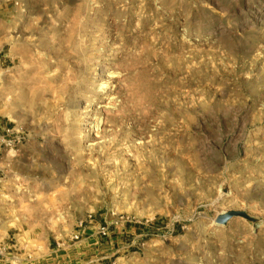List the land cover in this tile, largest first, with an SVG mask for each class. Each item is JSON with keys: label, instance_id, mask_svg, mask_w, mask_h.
<instances>
[{"label": "rangeland", "instance_id": "1", "mask_svg": "<svg viewBox=\"0 0 264 264\" xmlns=\"http://www.w3.org/2000/svg\"><path fill=\"white\" fill-rule=\"evenodd\" d=\"M0 148V264H264V0H0Z\"/></svg>", "mask_w": 264, "mask_h": 264}, {"label": "built area", "instance_id": "2", "mask_svg": "<svg viewBox=\"0 0 264 264\" xmlns=\"http://www.w3.org/2000/svg\"><path fill=\"white\" fill-rule=\"evenodd\" d=\"M8 131L9 130H6V132ZM22 139L23 137L20 134H15L12 138L8 140L3 139L2 142L4 143V146L7 148V150H14L21 143ZM87 221H91V215H88L85 219H82L76 223V231L72 234L71 237L73 240L79 239V237L81 236V232L84 229V223ZM98 230L101 232V234H106L105 227H100Z\"/></svg>", "mask_w": 264, "mask_h": 264}, {"label": "bare ground", "instance_id": "3", "mask_svg": "<svg viewBox=\"0 0 264 264\" xmlns=\"http://www.w3.org/2000/svg\"><path fill=\"white\" fill-rule=\"evenodd\" d=\"M93 75H94V76L92 77V78H93V81H92L91 84H90V89H98V92H99V91H102V90L104 91V89H105L104 87L107 86L109 83L107 84V83H105L104 81H103L102 83H99L100 78H99V77L97 78L96 71H95V73H93ZM101 75H102V74H101ZM102 77H103V76H102ZM84 94H85V93H84ZM81 101H82V100H81ZM80 103H81V102H80ZM95 117H96V115H95ZM91 118H92V117H91ZM94 125H95V124H94ZM95 126H96V125H95ZM95 128H96V127H95ZM27 206H28V207H35V206H38V203H36V204L34 203V204H32V205H31V204H28Z\"/></svg>", "mask_w": 264, "mask_h": 264}, {"label": "crops", "instance_id": "4", "mask_svg": "<svg viewBox=\"0 0 264 264\" xmlns=\"http://www.w3.org/2000/svg\"><path fill=\"white\" fill-rule=\"evenodd\" d=\"M3 156L2 148H0V158Z\"/></svg>", "mask_w": 264, "mask_h": 264}]
</instances>
